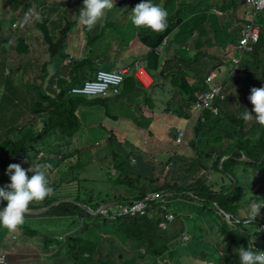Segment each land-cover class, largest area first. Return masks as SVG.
I'll use <instances>...</instances> for the list:
<instances>
[{
	"label": "trees",
	"instance_id": "obj_1",
	"mask_svg": "<svg viewBox=\"0 0 264 264\" xmlns=\"http://www.w3.org/2000/svg\"><path fill=\"white\" fill-rule=\"evenodd\" d=\"M167 1L164 3L167 11L170 6L173 8L172 13L168 12V27L161 32L145 30L141 33V40L151 48H159L164 39L176 29H180V32L189 31L184 32L187 38L193 35L202 24L199 20L202 18V13H195L198 4L191 5L192 0H177L179 3L177 7L176 0ZM7 2L12 5L13 12L20 8L31 10L33 6L31 0H0V9L3 13ZM121 2L130 14L131 9L141 0H121ZM60 3L64 6L77 3L76 9L79 12L83 0H61ZM153 3L159 4L158 0H153ZM188 6L191 7L187 9ZM13 12L10 11V24L16 17ZM3 13L0 15V31L4 28ZM78 17L79 13L74 25L77 24ZM189 22V27H186L185 24ZM84 30L85 33L91 32L87 26H84ZM4 42V38H0L1 52L5 49L6 43ZM91 43V39L88 40L86 53L81 58L74 59L69 53H63V58L70 56L73 59L74 67H70L72 78L66 76L67 74L62 70L57 78H53L52 87L50 86L49 90L39 91L42 87H37L38 93L33 101L7 100L8 102L0 105L4 109L9 107V103L16 104L18 107L16 113L29 111L34 114V118L29 122L18 125L16 124L18 114L15 113L14 119H11L7 127H2L0 186L9 183V178L5 175L8 165L15 163L28 168L32 166L31 162L35 161L33 164L51 165L50 168H46V175L48 186L52 188V194L43 201L32 202L29 209L47 206L63 198L74 199L52 206L40 215L25 213L23 225L15 231L21 233L23 230L26 237L29 236L35 240L40 235L41 245L38 247L51 252L52 257L62 264H138L145 261L147 256L163 260L167 258L173 261L179 246L185 250H193L192 256L195 254L193 257L204 263L239 264L238 248L249 247L251 249V241L264 240V207L260 209L255 219H250L248 215L249 206L253 201L259 202L261 206L264 204V194H248L253 175L252 168L264 170V126H260L256 120L249 124L250 120L242 119L245 108L251 113L252 104L250 105L248 95H243L246 93L240 90L237 94H230L229 102H224V105L228 106L229 103L231 105L237 101L241 112L239 116L237 113L230 114L222 109L219 115L206 112V120L199 118L195 126L196 141H191L192 146L189 144L190 147H185V149L190 148L196 152L193 159L185 163L188 160L186 155L174 154L170 157V164L163 169L160 176H155V164L147 160L144 156L145 152L137 149L128 140L120 141L112 132L104 147L108 153L102 155L98 164L100 172L105 173L99 181L110 182L114 188L123 189L126 193H118V190H114L115 193L111 194V188L106 192L99 188L98 197H94V191L87 189L88 200H83L78 196L81 193L80 185L76 186L74 182H81L83 187L90 182L89 178L81 177L79 173L85 164L91 162V158L85 149H80V140L77 139L84 126L77 114L79 106L93 108L101 106L104 107L107 115L113 114L115 117L118 116L116 109H119L125 111L120 114L121 116L129 115L131 120H134L135 114L141 110L142 100L151 109H162L168 113L174 104L173 101L164 102L160 99L163 105L161 107H159L160 104L157 105L155 95H148L136 79L135 62H131V58H118L128 71L124 83L119 87L121 89L119 94L112 90L107 97L88 98L70 94L69 90L73 86L83 85L87 79L95 78L97 71L100 70V68L96 69L98 64L95 59L87 55L91 53ZM204 45L203 42L196 45V65H202L204 62L201 59L206 55L205 51L201 50ZM258 46L256 45L254 52L250 53L246 64H242L246 78L253 82L252 87L255 88L264 86V46L259 48ZM226 54L232 59L233 49L229 47ZM104 60L108 59L104 58ZM160 63L159 57L153 55L154 69H158ZM166 63L167 61L163 62L160 75L170 78L166 75L167 70L164 69ZM199 68L197 67L196 70L199 71ZM199 76H201L199 73L192 74L182 69L172 76L170 82L174 92L178 91L181 95H185L182 99L183 108L174 109V117L181 119L189 116L184 109L196 101L195 94L202 89L191 83L193 77L197 80ZM9 80L5 79V81ZM55 81L58 82L57 86L54 84ZM162 88L164 94L171 90L166 87ZM17 101L20 103L18 104ZM162 101L159 103L162 104ZM242 102L245 106L241 104ZM139 120L147 123L143 128L149 127L150 121H146L142 115L134 121ZM221 123L233 124V127L227 130ZM158 124L164 129L165 121H160ZM178 131L179 129L171 132V140L174 141ZM41 150L45 151V154L39 157ZM60 154L62 158L59 159ZM224 156L228 157L221 166L220 161ZM244 156L250 158V161L244 160L242 158ZM207 159L212 163L211 165ZM182 169H185V172ZM202 170H206L207 173L199 174L203 172ZM212 170L227 177L228 185H223L219 191H216L213 184L209 182V174ZM53 174L64 175L60 179L51 180ZM243 183H246V186H243ZM151 191H162L171 201L166 212H173L175 220L168 222L167 229L159 227L161 218L157 214L161 208L156 204H153L145 214L136 216L118 215L114 217L111 210L106 213H92L104 203L128 202L142 198ZM217 205L242 221L230 225L224 220L223 215L217 212ZM242 209L243 211L240 212ZM30 219L39 220V228L31 227L28 221ZM248 220L250 223L246 222ZM191 222L194 223L193 226ZM61 225L69 226V229L62 231L58 228ZM186 231L192 234V239L187 244L189 249L183 245L185 243L174 248L175 241H179ZM9 232L7 228L0 226V242H3L5 235Z\"/></svg>",
	"mask_w": 264,
	"mask_h": 264
},
{
	"label": "rangeland",
	"instance_id": "obj_2",
	"mask_svg": "<svg viewBox=\"0 0 264 264\" xmlns=\"http://www.w3.org/2000/svg\"><path fill=\"white\" fill-rule=\"evenodd\" d=\"M52 0H46V2H50ZM165 0H158V5L159 6H163ZM228 4L235 7V13H238L239 16H248L253 12V8L246 4L245 2H243L242 0H227ZM131 2H129L130 4ZM193 4H198V9H206L208 11V13H206L205 17L207 19H205V17L202 16V22H203V33L204 35H202L200 32L201 30H197L199 32V39H203V44H205L203 46V48L201 49L202 51H205L207 53L206 56H204L202 59L204 61H208L205 64V68L206 71L204 74H207V72L210 69H214L216 65H218V63L220 62L221 58L223 59V57L221 55L223 49L228 45V44H235L237 42V38L239 37L240 33V26L242 23V19L239 20V16L237 18H231V16H224L226 17L224 19V17L221 16H216L214 14L213 11H210V9L212 8V6H214L215 8H222L225 10V8L223 7V1L222 0H192L191 5ZM128 5V3H127ZM131 5V4H130ZM125 5L122 4L121 0H114L113 3V8L111 10H106L105 15L97 22L96 27H99L102 25V29H95L93 31H91L90 33H79V29L76 30V27L78 26H74L72 28V31L74 32L73 35L71 36V39L69 41V49H68V53L70 55H72L73 57H82L84 54V51L87 48V43L88 40L91 39V53L87 54L88 56H92L93 59H103L107 58L108 61H106V63H108L109 65L112 63H115L117 61V59L120 58H128V54H135V51H131V49L133 48H139L138 47V43L139 42V32H138V28L134 27L131 22H130V16L129 12L126 11ZM191 7L188 6L187 9ZM13 10L12 5H9V3L7 2L4 5V13L3 10L0 9V15L3 13V23H4V27L8 26V23L10 22V11ZM186 11V10H185ZM188 13V11H186ZM9 18V19H8ZM106 19H108V21H105ZM200 20V19H199ZM241 22V23H238ZM258 22L261 26V41L260 43L257 45L258 48L260 46H264V11L261 13V15L258 18ZM81 25V24H80ZM186 27H189L190 22L188 24H185ZM83 27V25H81ZM145 28V27H143ZM130 29V30H129ZM148 29V28H145ZM186 29V28H185ZM136 30V32H135ZM150 30V29H148ZM179 30V29H177ZM177 30H174L168 39V44H166V46H164V48L159 52V55L161 57H164V54L167 53L170 49V47H174L176 49H178V46H184L186 45V43L182 42L185 39V33H188L189 31H181L177 36ZM188 30V28H187ZM185 32V33H184ZM197 35V36H198ZM91 36V38H90ZM195 35L190 37L187 42H189L190 40H195V38L197 37ZM93 37V38H92ZM194 37V39H192ZM12 40V39H11ZM13 41V40H12ZM215 42V46H213V43ZM112 45L111 47H107V45ZM141 44V43H140ZM218 44V46H217ZM32 45L36 46L37 43L32 42ZM193 46H195V42L193 44ZM220 46V47H219ZM222 47V48H221ZM193 48V47H192ZM196 48V47H195ZM192 50V49H191ZM185 51V50H183ZM197 52V50H196ZM9 53V47L6 44L5 45V49L2 50L1 55H3V60L6 59L7 54ZM233 54L235 55V51H233ZM210 55H214L213 57H210ZM216 55V56H215ZM219 55V56H218ZM100 56V57H99ZM10 58L11 60L15 59V53L11 52L10 54ZM66 64L69 65L72 62V58L70 56L66 57ZM71 58V59H68ZM230 59L231 57H226V63H227V67L230 68L231 65H233V63H230ZM247 58L242 59L241 64H246ZM59 61V60H57ZM6 63V62H5ZM56 61H51L47 64L48 67H51L53 64H55ZM1 65V64H0ZM108 66V67H104L108 70H112V66ZM105 66V65H103ZM153 67V65H151ZM184 66V65H183ZM8 67H9V63H8ZM252 68L253 64H252ZM11 68H9L8 71H10ZM220 70V69H218ZM255 71H258L257 69H255ZM155 73L159 74V70H154ZM48 73H51V70H48ZM47 83L48 80H40L37 79V81L30 86L29 88L26 87L25 89H22L21 91H23L24 93H27L26 91L29 92L30 96L32 97V99L37 95L38 91L36 90L38 86H41L42 88L39 89L40 90H44L43 85H41V82ZM248 82H246L245 84H235L236 90H244V93L250 95V90L253 88L252 86H250V84H247ZM261 85V84H260ZM47 86V85H46ZM262 87L259 86L258 88ZM233 92H235V89L232 87ZM150 91H147V94H149ZM243 94V95H246ZM25 97L28 98L27 94L24 95ZM185 97L184 94L182 95H178L175 94L173 91L169 92V95L165 96V95H159L157 96V98L160 99H164L166 101L168 100H172L173 99V107L177 108V102H181V100ZM179 102V104H180ZM163 103V102H162ZM250 103V102H249ZM242 105L245 106L244 102L241 103ZM238 103L237 101H235L234 104H232L231 110L230 111H234L235 113L239 115H241V112L239 111L238 108ZM251 105V103H250ZM100 108V109H99ZM99 108H95L94 109H87L85 110V112H95L96 115L100 114L104 112V107L99 106ZM254 108L253 105H251V112L252 109ZM117 112H119V109H116ZM253 115H255L254 113H252ZM85 115V114H84ZM33 116V112H27L26 117L24 116L22 118V122H25V120L31 118ZM104 116V115H103ZM103 116H101L103 118ZM200 114H196L194 116V118H199ZM112 119L114 120H118L119 117H122V119H128L130 121V119L126 116H121L118 113V116L115 117L113 116V114H111L110 116ZM84 120V126L81 130V132L79 133V140H80V149L83 150L85 149L87 151V155H89V157L91 158V162L85 164V166L83 167L82 171H80L79 175L81 177L84 178H89L90 182L87 183L86 187H83L81 182L77 183L74 182V185L79 186L80 185V194L78 196H80L83 200H88V196H87V189L94 191L93 195L94 197H98L97 196V192L98 189H102L103 192H106L108 189H112L110 192L115 193V191L118 190V193H126L125 190L123 189H116L112 186V184L110 182H105V181H99V178L102 176H105V173H101L99 170V162L100 159L102 157L103 154H106L107 150H104L105 144L107 143V139H105L106 137H101L102 135L99 133H95L94 131L96 129H98V122H96L94 125H90V124H85V117H81ZM119 120L120 122L122 121ZM102 121H104L105 123L106 120L102 119ZM193 121H195V119H190L189 122H191V124L189 125V128H191L194 124ZM253 121H255V119L253 118L252 120H250L249 124H251ZM131 122V121H130ZM113 123V122H112ZM22 124V123H20ZM221 125H223V128L230 130L232 129L233 126H228L226 123H221ZM153 127H155L153 124L151 125ZM188 128V129H189ZM178 129V124L177 123H172L171 127H169V125H166L164 127V129H162L161 131V141L158 143H155L156 138L158 137V131L155 132L154 136L152 138H150L148 136L147 138V144L143 145L142 140L137 139V142L139 144V146L141 147L140 149L143 150V152L146 153V155H144L147 160H151V162H153L155 164L156 167V171H155V176H160L163 169L167 168V165L170 164V157H173L174 154H179V155H186L187 156V161L185 163L190 162L193 157H194V151H192L190 148L185 149V147H190L189 145H185V146H178L177 143H175L174 141L172 142V140H170V136L172 135L171 132H174ZM194 128H191V130ZM92 131V132H91ZM2 133V130L0 131V134ZM146 133H150V131L146 132ZM6 135H4L5 137ZM188 133H187V137H188ZM187 140V139H185ZM2 140H0L1 142ZM186 143V141L183 142V144ZM137 144V146H138ZM108 153V152H107ZM76 160V158H75ZM209 159H207L208 162ZM210 162V161H209ZM208 162V163H209ZM35 163L31 162V164ZM184 164V162H182ZM212 163L210 162L209 165H211ZM185 172V169H182ZM252 176H251V185L249 186V191L248 194H256V195H261L264 194V172L260 171V170H255L252 168ZM78 171V170H77ZM203 172H200L199 174L202 173H207L206 170H202ZM79 172V171H78ZM112 174H114V170H112ZM62 175H57V174H53L51 180L54 179H60ZM210 176V183L213 184V186L215 187L216 190H220L222 188V186L224 184L228 185L222 178V175L218 174L216 171H211V173L209 174ZM224 178H227L226 176H224ZM227 180V179H226ZM243 186H246V183H243ZM78 191V192H79ZM76 192V194L78 193ZM67 199V201H72L74 200L73 198H65ZM116 202V201H115ZM262 207H264V204H262ZM112 213H118L120 211V207L116 204L115 206H113L111 209ZM243 211L240 210V212ZM192 218V216H190ZM175 220V218H174ZM31 223V227L37 229L40 226V222L39 220H28ZM194 223L191 222V226H193ZM60 230L62 231H66L67 229H69L68 227H65L64 225H61L58 227ZM21 231V230H20ZM25 231H21V233H19L20 238L25 235L24 234ZM42 234V233H41ZM184 234H186L187 236H190V240L192 239V234L189 232H184ZM183 234V235H184ZM182 235V236H183ZM105 236V235H104ZM38 238L32 239L31 237L27 236L25 239H32L33 243H36L37 246L41 245L40 244V235L37 236ZM24 238V237H22ZM35 238V237H34ZM180 241V240H179ZM178 240L175 241V243L173 245H176L174 248H177V246L183 244L186 249H189L187 244L188 241H183V243L179 242ZM32 248H34V251L31 252L30 250L26 253L28 254V256L31 257V255H33V257H52L51 252L45 251L43 250V252H48L46 254L41 255L40 251H42V248H39L40 251L35 247L32 246ZM15 250H12L11 252H14ZM193 250H185L183 249L181 246H179V250L176 253V256L173 257V261H170L169 259L167 260V263L164 262L163 259H158L156 257L153 256H147L145 261L139 262L138 264H208V263H204V261L200 260V259H194L193 257H191V253ZM26 254H18L16 256L20 257ZM50 254V255H48ZM37 260V259H35ZM31 261L33 260H29L28 263L31 264ZM39 262H42L41 260H38ZM39 262H36V264H39ZM33 263V262H32Z\"/></svg>",
	"mask_w": 264,
	"mask_h": 264
},
{
	"label": "crops",
	"instance_id": "obj_3",
	"mask_svg": "<svg viewBox=\"0 0 264 264\" xmlns=\"http://www.w3.org/2000/svg\"><path fill=\"white\" fill-rule=\"evenodd\" d=\"M61 0H52L50 2H46V0H31V4L33 5L30 9L31 10H24L23 8L17 9L15 10L16 17L13 21L17 22L18 25L16 27H13V23L10 24L8 23L7 27H4L1 31H0V38H4V44H10L11 47L9 49V53L7 54V57L5 60H3V55H1V50H0V97H1V92H6V91H10L13 93L14 96L18 97V98H24L26 102H31L34 100V98L32 99V97L30 96V94L28 93H24L23 91H21L22 89H25L26 87L29 86L28 81H24L21 80L20 78H18L17 80H9V81H5V75L8 71V63H9V67L11 68V70H13L14 72L16 71L17 74H24L27 75L28 78L31 79L32 81V85L37 81V79L40 80H45L47 79L48 82L44 83L43 81L41 82V85L43 86H51L52 87V80L53 78H57L59 73H61L62 70L65 71V73L67 74L66 76L71 77V72H70V67H74L73 64H66V60L67 58H63V53H68V49H69V41L71 39V36L73 35V31L72 28L74 26H78L76 27V30L79 31V33H84L85 35V30L84 28H82V26L77 22V24H73L74 21L77 18L78 15V11L76 9L77 7V3L76 4H69L67 6L61 5L60 3ZM168 1L165 0L164 3H167ZM174 2V1H173ZM172 2V3H173ZM176 7L179 5L178 1H175ZM196 5V4H195ZM214 6H212L213 8ZM162 8L166 9L164 4L162 6ZM167 10V9H166ZM173 8L170 6L169 11L167 12H171L172 13ZM31 12L32 15V19L28 22L25 23L24 22V18H25V14ZM196 14H200L202 13V16L205 17L208 13V11L206 9H198V5H196ZM38 14L39 19H36V15ZM206 14V15H205ZM130 15V14H129ZM169 15V14H168ZM217 16V15H216ZM224 16V15H222ZM227 16H231V18H237L239 16L238 13H232V15H227ZM226 17H224L225 19ZM205 19H207L205 17ZM243 19L241 16H239V20ZM105 21H108V19H106ZM200 21L202 22V18H200ZM241 23V22H238ZM243 25H244V20L242 21ZM203 24V22H202ZM200 25V27L198 28V30H201V34L204 35L202 29H203V25ZM241 26H240V30L239 33L241 31ZM95 29H102V25L99 27H96V25L94 27L91 28V31L95 30ZM130 30V29H129ZM145 29L143 27L138 28V32H139V42L138 43V47L139 48H133L131 49V51H135V54H128V58L125 57V59H130L131 58V62H138L139 65L141 66L142 69H144V71L148 74L149 79H145L144 83H141L142 86L145 87L146 89V93L147 91H150L151 94H158L162 93L163 88L162 87H166L167 89H169V87H172V83L170 82L171 78L173 75H176L179 70H183L186 72H190L192 74L194 73H199L201 76H199V78L196 80L194 77L192 78V84L195 85L197 83L198 80H202V78L204 77V73L206 71L205 68V64L206 62H208L207 60L204 61L202 58L203 64L202 65H196L195 62L197 60L196 58V50L197 48L196 45H198V43L203 42L202 38L199 39V32L195 31V33L191 36H188L187 38H185L184 40L194 36H197L195 38V40H190L189 42L185 41L184 43H186V45L184 46H178V49L174 48V47H170L169 51L167 53L164 54V57H161L159 55L158 51H154L149 45H146L142 40V36L141 33L144 32ZM136 32V30H135ZM194 37L192 39H194ZM13 41H12V40ZM32 42L37 43L36 46L32 45ZM183 42V41H182ZM195 42V46H193ZM5 44V45H6ZM112 45H107V47H111ZM193 47V48H192ZM192 49V50H191ZM53 50V52H52ZM160 50V49H158ZM185 50V51H183ZM11 52L15 53V59L11 60L10 58V54ZM86 53V50L84 51L83 54ZM206 53V52H205ZM153 55H157L159 57L160 60V66L158 67V69H154L155 66L152 65V56ZM207 55V53H206ZM205 55V56H206ZM83 57V56H82ZM75 58H81V57H75ZM120 58V57H119ZM71 59V58H68ZM123 59V58H121ZM59 60V61H57ZM51 61H56L55 64H53L51 67H48L47 64ZM96 64H98L97 68H104V67H108L110 66L108 63H106V61L108 60H103V59H95ZM167 61L164 69L167 70V74L169 75L170 78H166L162 75H160V71L163 68V62ZM6 62V63H5ZM73 62V60L71 61ZM130 62V63H131ZM105 66H103V65ZM184 65V66H183ZM112 70L117 71L118 69H123L126 72H128L126 70V66L122 65L120 62V59H117V61L115 63H112ZM2 67V69H1ZM128 67V66H127ZM197 67L199 68V71L196 70ZM221 69L219 70L220 73L224 74V73H228L230 70L225 66V63L222 62L221 63ZM106 69V68H104ZM159 70V74L155 73L154 70ZM48 70H51V73H48ZM108 70V69H107ZM22 76V75H21ZM27 79V80H30ZM55 86H57L58 82L55 81L54 82ZM31 85V86H32ZM229 94H237L236 93V88L235 92H233L232 87L234 86V84L229 83ZM46 86V87H47ZM259 86V85H258ZM6 90V91H5ZM149 93V94H150ZM27 94L28 98L25 97L24 95ZM11 97V96H10ZM3 100H5V102L7 100L11 101L10 98H3ZM8 102V101H7ZM18 102V101H17ZM20 103V101L18 102V104ZM158 105L160 104L159 102H157ZM234 103V102H233ZM224 107L228 110L229 113H235L234 111H230L232 104ZM9 107L2 109V107L0 106V128L2 127H7V125L9 124V122H11V119H14V115H15V111H17L18 107H16V104H10L8 105ZM145 106V105H144ZM179 106V104H178ZM146 107V106H145ZM144 107V108H145ZM174 108V107H173ZM130 110V109H129ZM173 110V109H172ZM127 111V110H126ZM146 111V115L147 117L148 115V109L145 110ZM29 111H26V113H16L18 114L17 118H16V124H24L29 122L32 118H34V114L31 118L25 120V122H22L24 120H22V118L25 116ZM125 111H120L116 113L119 114H123ZM104 114V112H103ZM103 114L101 113V116H103ZM129 114V113H127ZM154 117V119L156 118L157 123H159L160 121H165V126L169 125V127L171 126L172 123H177L178 124V129H188L189 125L191 124V122H189L190 120H184L183 118H178L177 116L174 117V115H171V117L168 119V114L163 113L162 109L159 111V109H157V113L156 114H152ZM100 116V114L96 115L95 112H83L82 117H85V124H90L91 126L94 125L96 122H98V125L102 123V117ZM128 118H130V116H127ZM122 117H120L118 120H114L113 123L111 124V126L115 129H119L121 128V132L128 134L129 136L127 137L128 141H133L135 140L137 142V139L142 140L143 145L147 144L146 140L147 138L146 133H137V132H133L134 128L131 124L134 125V123L131 121L130 118V122L127 118L126 119H122V121L120 122L119 120H121ZM22 120V121H21ZM194 122V121H193ZM14 123V122H13ZM15 124V123H14ZM12 125V124H10ZM21 125V124H20ZM164 126V127H165ZM125 127V128H123ZM163 128L160 127L159 124L155 125V128H151V135L154 136L155 132L158 131V137L155 140V143H158L161 141V131ZM2 130V129H0ZM143 131H148L147 129H143ZM92 132V131H91ZM97 134H101V137H106L108 134V131H100V130H95L94 131ZM121 136H123V134H121ZM152 136V137H153ZM144 137V138H143ZM106 139V138H105ZM171 140V139H170ZM173 142V140H172ZM138 144V142H137ZM139 146V144H138ZM24 238H20L19 236V232L17 231H10L9 233H7L5 235V238L3 239V242H0V253L4 254L6 253L8 255L9 258V264H29L28 261L29 260H33L31 261V264H36V262H39L38 260H41L42 262H39V264H62L61 262H59L56 258L54 257H33V255L28 256V254H26L29 250L31 252L34 251V248H32V246H35L39 251H40V247L37 246L36 243H33L32 239L28 240L25 239L26 235L24 236ZM12 250H15L14 252H11ZM42 251H40L41 255L46 254L48 252H43V249H41ZM18 254H26L23 256H16ZM37 259V260H35ZM33 262V263H32Z\"/></svg>",
	"mask_w": 264,
	"mask_h": 264
},
{
	"label": "clouds",
	"instance_id": "obj_4",
	"mask_svg": "<svg viewBox=\"0 0 264 264\" xmlns=\"http://www.w3.org/2000/svg\"><path fill=\"white\" fill-rule=\"evenodd\" d=\"M222 1H223L222 5L225 8V10L222 8L213 7L210 9V11H213L215 15L221 16V17L227 16V15H232V13H235V10H236L235 7L229 5L227 0H222ZM242 1L245 2L246 4L250 5L253 8V12L248 16H241L243 18L242 20H244V25H242L243 27H241L242 29L240 31L239 37L237 38V42L235 44H228L222 51L223 55H221V56L223 57V59L220 60V62L218 63V65L215 66L214 69L213 68L210 69L207 72V74L204 75L202 80L201 79L198 80L197 83L194 85V86H199V88L202 87V89H200L196 92V94H195L196 101L193 103H190V105L186 109H184L186 111V113H188L189 116L183 118L184 120L195 119V121L193 122L194 125L191 127L194 129H192V130H191V128H189V129L186 128V129H181V130L179 129V131L177 132L176 137L174 139V142L177 143L178 146L182 147V146L189 145V144H190V146H192L191 141H193V140L196 141L195 126L197 124V120L199 118H201L202 120H206V112H209L213 115H219L222 109L228 111L226 109L227 106L224 105V102H229L228 98L231 94V93L229 94V89H228L229 83L234 84L233 88L237 87L235 84H245L246 82H248L247 84H250V86H252V84H253V82H250L246 78V75L242 69L241 62H242V59L247 58L248 56H250V53L254 52L256 45H258L261 41V33H262L261 31L262 30H261V26L258 22V18H259V15H261V13L264 11V7L261 9H257L256 6H254L248 0H242ZM113 3H114V0H83V5L79 11L78 23L83 25L82 28H84V26H87L89 29H91L105 15L106 10H111L113 8ZM32 15L33 14L31 12L26 13L25 18H24V22L28 23L32 19ZM130 15H131L130 16V22L136 28L145 27V28L150 29L153 32H161V31H164L168 27V25H167V17H168L167 10L162 8L161 6L153 3V0H141L140 3H138L134 8L131 9ZM222 15H224V16H222ZM36 19H39L38 14L36 15ZM252 20H254V22L259 27V32H260L259 40L254 44V48L252 51H250V52L245 51L243 53H240L238 46H239L240 39L242 37V31L246 27V25L248 23H250ZM17 25H18L17 22L13 23V27H16ZM179 33H180V29L177 30L176 34L178 35ZM169 36L170 35H168L164 39L162 45L159 48H152V49L154 51L160 52L164 48V46H166V44H168ZM7 45L10 49L11 45L10 44H7ZM229 47H231L233 49V51H235V53H236L234 55V57L230 60V63L231 62L233 63V65H231L230 68L227 67V63L225 61L226 57H228L226 53H227V49ZM158 49H160V50H158ZM235 59H239V63H238L237 67H236ZM222 62H224L225 66L230 70L228 73L222 74L218 70V69H221L220 66H221ZM9 68L10 67H8V70H9ZM13 70L10 69V71L5 72L6 73L5 78L10 79V80L13 79L14 81L17 80L18 78H20L21 80L28 81V83H29L28 88L32 85L33 80L31 81V79L28 78L27 75L17 74L16 71L14 72ZM235 70H236V74H233ZM108 71H114V70H108ZM127 73L128 72L125 71V77H126ZM134 73H135L136 79L139 81L140 85H141V83H144L145 79L150 80L148 74L144 71V69L141 68V66L139 65L138 62H135ZM212 73H216L218 75L217 80L221 81L222 85L224 86V91L226 93V97L224 99H220V98L215 99L213 102L212 108L199 110L198 108L195 107V104L199 100V96L202 93H204L205 91L209 90L210 86L206 80H207L208 76L211 75ZM27 79H30V80H27ZM80 86H82V85H80ZM39 87H41V86H39ZM43 87L46 90L50 89V86H47V87L43 86ZM74 87H79V86L78 85L73 86L69 90L70 94L85 96L88 98L97 97V96H103V97L108 96V95L107 96H104V95H86V94L74 93L72 91ZM142 87H143L144 91L146 92L145 87L144 86H142ZM169 89H171V90H169V92H172V91L174 92L172 87H169ZM25 90H26V88H25ZM239 91L240 90H236V93H239ZM26 92L29 94L28 91H26ZM120 92H121V89H120L119 93ZM169 92L166 94H164L162 92V93H159V95L167 96V95H169ZM174 93L181 95L178 91H175ZM148 95H153V96L155 95V98L157 100L156 102H159L162 100L164 102H167L164 99L159 100L157 98V96H159L158 94H151L150 93ZM246 95H248V94H246ZM3 98H10L11 100H20V101H21V99H24L21 97L18 98L16 96H14L13 93L10 91L1 92L0 105L3 102H5V100H3ZM248 100L251 102V104L254 106V108L252 109L251 113L249 112V110L247 108H245L246 111H244L242 113V119L244 121H249V120H252L254 118L260 126H264V86H262L260 88L253 87L250 90V95H248ZM168 101H173V99L168 100ZM179 102H177V103L179 104ZM183 103L184 102L181 100L179 106L177 104V108H173V105H172L169 113L164 112V110H162V112L170 115V117H171V115L174 114V112H173L174 109L181 110L183 108ZM140 104H141V110H139L135 114L133 119L134 120L138 119L142 115V117L145 118L146 121H150V124H148L149 127L147 128V130L150 131L151 128H155V127L151 126L152 124L154 126L158 124L156 118L154 119L155 116L152 115V114L157 113V109H155V108L151 109L149 106H147L146 102H143V100H142V102H140ZM157 105H158V103H157ZM162 105H163V103L162 104L160 103V106L159 105L158 106L161 107ZM225 106H226V108H224ZM87 109L96 110L93 107H87L84 105L79 106V109L77 111L78 116L81 118L83 115V112L85 114V110H87ZM144 109L145 110L148 109V115H149L148 117L145 114L146 111H144ZM214 109H216V111ZM252 113H254L255 115H253ZM196 114H200L199 118H194V116ZM230 114H236V113H230ZM103 115H104L103 119H105L107 123L102 121V123L98 126L97 130H100V131L107 130L108 131V134L106 136L107 141H108L109 137L112 135V132H113V134H115L117 136V138L120 141H126L127 137L129 135L121 132L120 131L121 128H119V129L113 128L111 126V124L114 121V119H112L105 112ZM134 120H131L134 123V125L131 124L134 128L133 132H137V133L148 132V131H146V132L143 131V129H145V128H143V126L147 125V123H145L143 120H139V121H134ZM82 122L84 124L83 119H82ZM139 125H142V126H139ZM227 125L233 126V124H227ZM101 126L103 128H101ZM123 128H125V127H123ZM0 129H3V128H0ZM187 133L189 135L188 137H187ZM121 134H123V136H121ZM148 136L150 138H152L153 135H151L150 133H146L145 137L148 138ZM77 139L79 141V136L77 137ZM185 139H187V140H185ZM184 141H186V143L183 144ZM130 142H132L137 149H139L140 151H143L142 149H140L141 148L140 146H137V142L135 140L130 141ZM146 143H147V140H146ZM44 154H45V151L41 150L39 152V157H42ZM227 157L228 156H224L221 159V161H220L221 166H222V162ZM60 158H62V154L59 155V159ZM242 158L246 161H250V158H248L246 156H244ZM245 158H248L249 160H247ZM133 161L136 162L135 159H133ZM50 167H51V165H41V164H32V166H30L28 168H23L20 164H15V163L8 165V167L5 171V175L8 176L9 183H7L3 186H0V226L7 228L9 231H15L19 226L23 225L25 213H26V210L29 209L28 208L29 205L34 201H43L46 197H48L49 195L52 194V188L48 186V178L46 175V168H50ZM262 172H264V170H262ZM29 174H31V175H29ZM224 176L225 175H222L223 180L226 183H228V181L226 180L227 178H224ZM224 185H226V184H224ZM213 188L215 189V187H213ZM216 191H219V190H216ZM151 192H162V191H151ZM151 192H149V193H151ZM149 193H147V194H149ZM162 193L164 194V192H162ZM147 194L142 198H136V199L130 200L128 202H124V203H118L117 202V205L120 207V206L130 204L133 201L141 200V199L145 198L147 196ZM165 198L169 201V203L167 204L165 209L161 208V206L158 203L151 202V205L146 210V212L149 211V209L153 206V204H156V206H159L161 208V211L157 214V216L161 218V220L159 222V227H161L162 229H167L168 225H169V224H167V227L160 226V223L163 220L162 214L167 213L166 212L167 207L171 203L170 199L167 198L166 195H165ZM63 199H65V198H63ZM218 206L219 205L216 206L217 212L219 214L223 215L224 220L227 221L230 225H234L235 223H239L242 221L240 218H236L234 215L225 212L220 206H219L220 208H218ZM111 208L112 207L108 208L107 210H105L102 213H106ZM261 208H262V206L259 202L253 201L250 204L249 210H248V215H249L250 219H255L257 217V215L259 214ZM163 210H165V212H163ZM92 213H94V211H92ZM118 213H114L113 216L114 215H115L114 217L118 216L119 215ZM94 214H96V213H94ZM137 215H142V214H137ZM122 216H132V215H122ZM246 222L250 223V220H248ZM263 227H264V225H263ZM179 240H180V242L182 240L183 241H189L190 236H187L186 234H184L183 236L180 237ZM183 241H182V243H183ZM254 243L259 246L258 250H255L252 248V244H254ZM250 247L252 250L249 247L248 248H244V247L238 248L239 264H264V254H261V251L264 250V240H262V239L257 240L256 239L254 241H251ZM177 250H179V248ZM192 253H191V257L195 256V254L192 256ZM220 254H221V252H220ZM4 255H6V257L8 258V255L6 253H4ZM48 255H50V254H48ZM221 255L224 256L223 253ZM193 258L197 259L196 257H193ZM166 259L164 258L165 263H167ZM8 260H9V258H8Z\"/></svg>",
	"mask_w": 264,
	"mask_h": 264
},
{
	"label": "built area",
	"instance_id": "obj_5",
	"mask_svg": "<svg viewBox=\"0 0 264 264\" xmlns=\"http://www.w3.org/2000/svg\"><path fill=\"white\" fill-rule=\"evenodd\" d=\"M257 9L264 7V0H248ZM260 32L258 25L252 20L246 25L242 31V37L239 42V51L243 53L245 51H252L254 44L259 40ZM236 67L238 66L239 59H235ZM233 74H236V70ZM218 75L212 73L208 76L207 82L209 84V90L205 91L199 96V100L196 102L195 107L199 110L212 108L215 99H224L226 93L221 81L217 80ZM125 81V71H108L100 69L97 71L95 78L88 79L84 85L74 87L73 92L86 95H104L107 96L112 90L114 93H119L120 86ZM216 111V109H214ZM151 202L158 203L161 208L165 209L169 201L165 198L162 192H151L141 200L133 201L130 204L120 206L119 215H132L144 214L147 208L151 205ZM163 220L160 226L167 227L168 222H172L175 218L173 212H167L162 214ZM115 216V215H114ZM252 248L259 249L257 244H252ZM264 254V250L261 251ZM0 264H9V260L4 254H0Z\"/></svg>",
	"mask_w": 264,
	"mask_h": 264
},
{
	"label": "water",
	"instance_id": "obj_6",
	"mask_svg": "<svg viewBox=\"0 0 264 264\" xmlns=\"http://www.w3.org/2000/svg\"><path fill=\"white\" fill-rule=\"evenodd\" d=\"M245 159L249 160L248 158H245ZM64 201H67V199L56 200L51 205L44 206V207H41L38 209H27L26 214L40 215V214L48 211L52 206L58 205ZM116 204H117V202H115V201H110V202L104 203L96 211H94V213H102L105 210H107L108 208L113 207ZM218 208H220V207L218 206Z\"/></svg>",
	"mask_w": 264,
	"mask_h": 264
}]
</instances>
